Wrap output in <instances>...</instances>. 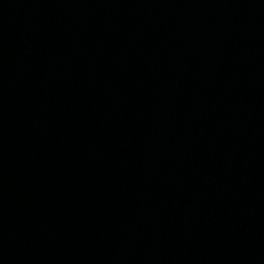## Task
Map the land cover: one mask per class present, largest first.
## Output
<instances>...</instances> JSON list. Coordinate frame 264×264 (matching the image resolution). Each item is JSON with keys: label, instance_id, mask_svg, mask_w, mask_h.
<instances>
[{"label": "water", "instance_id": "1", "mask_svg": "<svg viewBox=\"0 0 264 264\" xmlns=\"http://www.w3.org/2000/svg\"><path fill=\"white\" fill-rule=\"evenodd\" d=\"M0 264H264V0H0Z\"/></svg>", "mask_w": 264, "mask_h": 264}]
</instances>
